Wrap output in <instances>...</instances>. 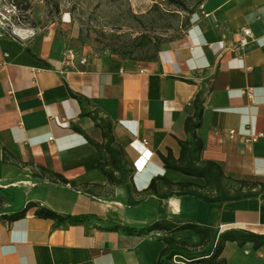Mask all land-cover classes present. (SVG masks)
I'll return each instance as SVG.
<instances>
[{
  "label": "crops",
  "instance_id": "crops-1",
  "mask_svg": "<svg viewBox=\"0 0 264 264\" xmlns=\"http://www.w3.org/2000/svg\"><path fill=\"white\" fill-rule=\"evenodd\" d=\"M37 27L27 42L0 38V264H158L165 234L141 229L162 219L207 227L211 238L202 246L203 235L191 229L169 233L200 245L197 252L231 228L264 234V137L245 141L264 133V0H203L185 35L140 64L95 52L67 14ZM243 27L252 36L240 54L233 47ZM68 49L77 53V67L65 63ZM198 96L201 158L219 163L227 177L224 188L208 194L169 187L167 180H206L163 163L169 152L181 156L185 120ZM85 108L111 118L134 169L125 183L112 184L94 166V143L104 137ZM41 168L69 181L42 175ZM157 176L165 178L152 189ZM240 180L258 185L240 188ZM33 202L80 220L38 217ZM25 207L22 218L1 217ZM222 256L226 264H264V247L227 241Z\"/></svg>",
  "mask_w": 264,
  "mask_h": 264
},
{
  "label": "trees",
  "instance_id": "trees-1",
  "mask_svg": "<svg viewBox=\"0 0 264 264\" xmlns=\"http://www.w3.org/2000/svg\"><path fill=\"white\" fill-rule=\"evenodd\" d=\"M202 2L203 0L200 1V4ZM193 11L194 9L191 12ZM162 50L163 47L157 45L153 50V57L146 61L158 58ZM71 94L84 104V100L79 95L72 91ZM194 106V113L189 115L185 120L187 138L180 142L181 156L177 159L173 157L171 152H169L167 156H164L163 163L167 169H176L188 175L204 177L206 180L204 185H198L195 183H188L185 185L183 183H173L167 180L169 187L178 186L181 189L186 188L208 194L216 187L224 188L227 185V177L219 163L201 158L204 142L197 133L198 128L202 125L204 115L203 100L201 96H198L195 99ZM83 114L91 116L96 125L103 131L104 142L94 143L99 151V158L94 166L103 172L112 184L125 183L127 179L132 176L134 169L128 166L124 157L123 148L115 141L111 118L109 116H100L97 111H89L86 110V108L84 109ZM75 128L81 130L78 126H75ZM4 159L5 161L7 160L6 157H4ZM41 173L42 175L47 174L48 177L55 180L59 179L62 182L69 181L61 174L45 168H41ZM161 178H165V176H157L153 178L149 186H151L152 189H155L157 180ZM238 183L240 184V188L258 185L245 180H240ZM259 186L264 188L263 184H259ZM32 205L37 206L36 214L38 217L53 219L57 224H63L68 220H80L79 217L62 216L58 212L34 202ZM26 212L27 207L1 217L16 220L24 217ZM180 229H191L194 232L201 233L203 235V241L200 244L201 246L206 245L211 238L210 230L207 227L191 220L181 221L179 219H162L141 229L144 232L155 230L161 231L165 234L162 237L164 246L160 250L158 264H226V259L222 256V253L227 241H237L240 245L250 241L255 248L264 247V234L255 233L245 229L231 228L223 231L215 243H213L208 249L202 252H197L200 245H191L184 241H178L169 235L172 231Z\"/></svg>",
  "mask_w": 264,
  "mask_h": 264
},
{
  "label": "rangeland",
  "instance_id": "rangeland-1",
  "mask_svg": "<svg viewBox=\"0 0 264 264\" xmlns=\"http://www.w3.org/2000/svg\"><path fill=\"white\" fill-rule=\"evenodd\" d=\"M200 1L39 0L33 24L47 25L67 14L81 42L95 52L140 64L153 57L157 45L165 47L185 35L189 15Z\"/></svg>",
  "mask_w": 264,
  "mask_h": 264
},
{
  "label": "built area",
  "instance_id": "built-area-1",
  "mask_svg": "<svg viewBox=\"0 0 264 264\" xmlns=\"http://www.w3.org/2000/svg\"><path fill=\"white\" fill-rule=\"evenodd\" d=\"M39 0H30L23 2L22 0H0V38H12L21 42H27L35 37L39 31V27L34 23L35 5ZM243 37L233 47V49L242 54V50L252 36L251 30L247 27L242 28ZM211 45V44H210ZM65 63L77 67V53L73 49H68L64 53ZM87 61L86 56L78 58L79 64H84ZM143 71V69H141ZM252 96V89L244 91ZM9 93H13L12 90ZM229 133L233 136L236 131L230 129ZM264 137L263 132L249 133L245 136L246 142H256L259 138ZM143 143L148 145V141L144 140Z\"/></svg>",
  "mask_w": 264,
  "mask_h": 264
}]
</instances>
